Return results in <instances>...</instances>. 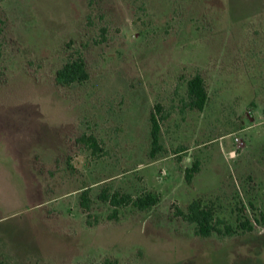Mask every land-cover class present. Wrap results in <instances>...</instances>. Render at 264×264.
<instances>
[{
    "label": "rangeland",
    "instance_id": "rangeland-1",
    "mask_svg": "<svg viewBox=\"0 0 264 264\" xmlns=\"http://www.w3.org/2000/svg\"><path fill=\"white\" fill-rule=\"evenodd\" d=\"M70 56L89 78L60 86ZM197 199L220 233L182 218ZM262 215L264 0H0V264H264Z\"/></svg>",
    "mask_w": 264,
    "mask_h": 264
},
{
    "label": "trees",
    "instance_id": "trees-1",
    "mask_svg": "<svg viewBox=\"0 0 264 264\" xmlns=\"http://www.w3.org/2000/svg\"><path fill=\"white\" fill-rule=\"evenodd\" d=\"M89 74L86 70V64L82 56L72 57L70 56L63 66L57 70L55 74V81L60 86H69L72 84H81L88 80ZM186 94L187 103L186 106L190 110L202 111L207 102V92L202 76L200 74L193 75L186 82ZM157 112L160 113L159 107L155 106ZM150 158H155L163 151V147L160 143V120L157 118L154 111L150 113ZM93 145V139L89 138ZM94 147V146H93ZM199 170V164L194 163L193 166L185 170L184 177L186 183H191V180L195 173ZM113 206L121 205H132L139 211H146L159 203L158 196L145 192L141 196L132 200L130 196L121 198L120 200L116 197H111L109 201ZM81 207L85 210L88 209V201L81 197ZM182 218L188 223L195 225V234L197 236L207 238L213 233H220V230L215 227L214 211L209 206L203 205L201 200L197 199L192 201L186 212H180ZM264 221V215L261 216ZM245 222H242L241 226L244 229H248L245 226ZM233 232L229 227H226V234L231 235ZM102 264H118L116 260H105Z\"/></svg>",
    "mask_w": 264,
    "mask_h": 264
}]
</instances>
